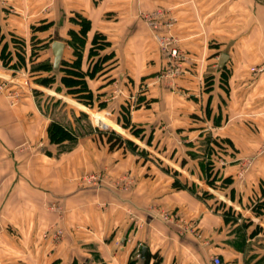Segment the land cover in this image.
<instances>
[{
  "label": "crops",
  "instance_id": "crops-1",
  "mask_svg": "<svg viewBox=\"0 0 264 264\" xmlns=\"http://www.w3.org/2000/svg\"><path fill=\"white\" fill-rule=\"evenodd\" d=\"M112 1L53 0L68 8L64 19L70 10L83 11L117 46V66L109 77L96 73L86 82L116 115L128 104L131 120L147 128L163 112L181 133L191 132L194 149L206 142L225 153L186 159L196 166L192 173L182 169L178 178L192 177L195 186L186 181L175 186L174 176L153 167L152 158L117 155L122 147L112 150L93 133L80 131L73 147L70 139L51 141L47 127L56 119L51 106L10 85L0 94V264H127L131 259L142 264L137 256L142 246L157 252L160 264H213L214 256L221 264H254L264 256V73L251 68L264 59V0L230 5L206 0L218 4L210 13L223 16L199 24L194 18L191 28L178 24L179 36L191 38L183 45L189 59L174 91L167 86L161 94L145 64L142 71L135 69L134 15L117 9L124 2ZM55 5L48 20L56 17ZM39 7L40 0H0V37L38 33L24 22L39 20ZM106 10L115 14L105 16ZM222 54L226 59L219 66ZM136 95L141 102L134 107ZM152 98L158 102L145 104ZM65 113L71 115L70 107ZM207 161L218 164L215 178L230 181L220 190L222 197L205 182ZM105 167L113 178L130 170L132 185L99 190L77 185L85 171ZM203 190L212 196L200 195Z\"/></svg>",
  "mask_w": 264,
  "mask_h": 264
},
{
  "label": "rangeland",
  "instance_id": "rangeland-1",
  "mask_svg": "<svg viewBox=\"0 0 264 264\" xmlns=\"http://www.w3.org/2000/svg\"><path fill=\"white\" fill-rule=\"evenodd\" d=\"M104 1L110 2V4L113 2L112 0ZM119 1L124 2V5L123 7L119 5L121 7L117 9L126 11L129 15L135 17L131 27L133 29L132 41L130 40L132 43L130 52H132V58L135 60V69L138 73L144 69L143 65L145 64L148 68L147 71H150L147 77L158 88V94H161L163 88L167 86L174 91L177 79L182 73L183 63L189 59V52L183 45L186 44V41L189 43L191 38H186V36H181V38L179 36L177 33L178 24L183 23V27L191 28L194 18L199 24L203 20L207 21L208 17L223 16L222 13L218 15L215 12L210 13L219 3L224 2L230 5L231 2H238V0H215L214 2L218 4L209 5L206 0L204 2L201 0ZM54 5L53 0H40L39 20H34L33 25L30 22H28L29 24L24 22L27 27L33 31H38V33L21 36L12 32L6 38L0 37V83L5 86V90L10 85H17L20 89L39 95V101L44 106L48 103L47 105L51 106L52 114H55L53 116L56 119L50 122L59 124L65 130H68L66 132L67 137L64 139H70L73 142L72 147L76 144L77 136L83 132L93 133L100 141L104 139L108 147V138L111 137V142H119V145L116 144L111 147L112 150L122 147L117 155L129 154L152 158L153 167L155 166L158 170L163 171V174L170 173L174 176L173 184L175 186H180L181 181H186L190 184V188H194L195 183L192 177H183V180L178 178L182 169L185 168V172L192 173L193 166H196V164L186 159L199 155L204 156L206 159L221 157L225 153L221 149L222 146L210 145L205 142L201 143V150L199 148L194 149L191 144L192 138L189 137L191 132L181 133V130L173 126L176 125L175 119L172 118L169 121L170 117H163V112L161 116L153 118L150 124L151 127L147 128L131 120L128 104H125L124 107L121 106L118 115H116L111 106L105 100H102L99 97L100 95L96 94L87 82L85 84L88 91H90L91 99L90 103H85L82 100L85 99L83 97L85 95L84 90H79V87H83L82 82L87 81L88 76L86 75L87 78L82 80L80 78L82 73L92 71V77L96 73L97 76H105L103 77L105 79L109 77L107 73L117 66V55H119L116 52L117 46L112 36L93 26L91 20L83 11L70 10V14L64 19L66 16L64 9L68 8H65V5L62 4H56L55 20H48L47 14L51 10L53 11ZM7 7L8 12L14 13V6L7 5ZM25 7L26 4L23 13H26ZM210 7L213 8L209 10ZM231 8L238 11V6L234 3ZM114 11L106 10L104 15H113L115 14ZM232 14L239 15V12L233 10ZM225 15H228V13H225ZM53 27L56 29L54 32L51 31ZM188 31L191 32V30ZM55 38H60L65 44L57 72L52 68L50 46ZM173 50H175L174 54H172ZM85 64H87V68L83 69ZM75 70H77L78 79L69 78L68 85L65 84L61 79L62 75H73ZM116 75H118L117 71ZM81 80L82 82H79ZM80 96H82V99H80ZM137 99L138 95H136L134 107H137L138 103L141 102ZM150 102L155 104L158 100L152 98L146 100L145 104ZM69 107L70 116L65 113ZM156 107H159V104ZM79 127L81 130H78ZM149 128L151 129L149 130ZM262 148L264 149V143ZM185 162L189 163L186 165ZM203 166L206 167L207 171L210 170V173L204 172L207 186L219 192L218 196L222 197L220 190L226 187L230 181L215 178L218 164H210L207 161ZM109 171L107 167L87 170L81 174L77 180V185L95 190L117 188L118 184L121 185V188L127 189L132 185L134 177L131 175L130 170L125 171L123 175L117 178H113ZM210 174L213 177H210ZM207 193L206 190L200 191V195L204 197L212 196L211 192L208 193L209 195ZM260 206H257V208ZM257 211L263 213L260 210ZM259 226L261 227V225ZM255 228L256 230L259 229L258 227ZM263 263L264 256L254 264Z\"/></svg>",
  "mask_w": 264,
  "mask_h": 264
},
{
  "label": "trees",
  "instance_id": "trees-1",
  "mask_svg": "<svg viewBox=\"0 0 264 264\" xmlns=\"http://www.w3.org/2000/svg\"><path fill=\"white\" fill-rule=\"evenodd\" d=\"M48 68H49V66H48ZM76 71L77 70L74 71L75 74H73V75H68V74H65L64 75L63 74L62 75V78H61L63 80V82L68 85V80L70 81L69 78H72L74 80H77L78 79V75L76 74ZM92 73H93L92 71L91 72H87V71L86 72H83L80 78L82 80H85V78H86L85 76L87 75L88 77H92ZM82 80L79 81V82H82ZM85 82H86V80L84 82H82L83 87L81 85H80L81 87H79L80 88L79 90H81V91L84 90L83 92L85 93V95H83V97H85V99H82V96H80V99H82L85 103H90V99H91L90 96H91V94H90V91H88ZM84 84H85V86H84ZM67 131L68 130H65L63 128V126H61L59 124H54V122H50L48 124V127H47L48 137L53 142H58V141L63 140L64 138H66L67 137L66 136V132ZM108 140H109L108 142H109V147L110 148L113 145H116V144L119 145V142L118 143L111 142V137H109ZM256 212H258V211H256ZM136 261H137V259H131V260L128 261L127 264H136ZM160 262H161V258H160L159 254L157 252L150 253L147 250L145 251L144 256L142 258V264H160Z\"/></svg>",
  "mask_w": 264,
  "mask_h": 264
},
{
  "label": "water",
  "instance_id": "water-1",
  "mask_svg": "<svg viewBox=\"0 0 264 264\" xmlns=\"http://www.w3.org/2000/svg\"><path fill=\"white\" fill-rule=\"evenodd\" d=\"M50 46L52 51V68L55 72H57L62 59V54L65 44L63 41L55 39L51 42ZM225 59H226V55L222 54L219 60V66L223 65ZM145 251H146V247L142 246L140 249V258H143Z\"/></svg>",
  "mask_w": 264,
  "mask_h": 264
},
{
  "label": "built area",
  "instance_id": "built-area-1",
  "mask_svg": "<svg viewBox=\"0 0 264 264\" xmlns=\"http://www.w3.org/2000/svg\"><path fill=\"white\" fill-rule=\"evenodd\" d=\"M175 53V50L172 51V54ZM252 71L254 72H258V73H264V59L257 65H255L254 67L251 68ZM5 91V86H3V84L0 83V94L3 93ZM11 94V93H10ZM92 178V176H91ZM60 233V231H57V234ZM140 256V252L138 251L137 256ZM212 263L213 264H221V260L218 256H214L212 258Z\"/></svg>",
  "mask_w": 264,
  "mask_h": 264
}]
</instances>
